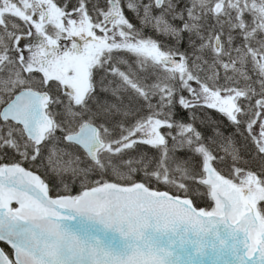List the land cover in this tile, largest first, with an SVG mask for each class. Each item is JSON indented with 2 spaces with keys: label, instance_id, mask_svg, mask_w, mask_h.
Segmentation results:
<instances>
[{
  "label": "snow or ice",
  "instance_id": "obj_1",
  "mask_svg": "<svg viewBox=\"0 0 264 264\" xmlns=\"http://www.w3.org/2000/svg\"><path fill=\"white\" fill-rule=\"evenodd\" d=\"M0 264H264V0H0Z\"/></svg>",
  "mask_w": 264,
  "mask_h": 264
},
{
  "label": "trees",
  "instance_id": "obj_2",
  "mask_svg": "<svg viewBox=\"0 0 264 264\" xmlns=\"http://www.w3.org/2000/svg\"><path fill=\"white\" fill-rule=\"evenodd\" d=\"M206 111H208V110H206ZM208 112H211V111H208ZM183 115H184V119L187 120L188 119L187 114H183ZM209 119L216 120V121H222V117H220L219 114H217L215 112H211V116L209 117ZM197 127H201V124L199 122L197 123ZM221 128L225 132H231V128L230 127H227V122L226 121H224V122L221 123ZM201 130L207 132V129L206 128H202L201 127ZM241 146H242V151L244 152L245 155H247V148L244 147V144H243V141L242 140H241ZM252 167L255 168L256 165L253 164Z\"/></svg>",
  "mask_w": 264,
  "mask_h": 264
}]
</instances>
